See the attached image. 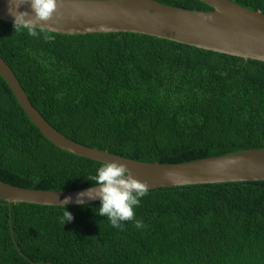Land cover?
I'll return each instance as SVG.
<instances>
[{"label":"trees","instance_id":"trees-1","mask_svg":"<svg viewBox=\"0 0 264 264\" xmlns=\"http://www.w3.org/2000/svg\"><path fill=\"white\" fill-rule=\"evenodd\" d=\"M213 11L200 0H156ZM264 13V0H231ZM14 32L0 55L67 138L144 163L183 164L264 149V62L134 33ZM100 162L66 152L31 121L0 75V180L66 192ZM0 199V264H264V181L148 190L122 229L95 214Z\"/></svg>","mask_w":264,"mask_h":264},{"label":"water","instance_id":"water-1","mask_svg":"<svg viewBox=\"0 0 264 264\" xmlns=\"http://www.w3.org/2000/svg\"><path fill=\"white\" fill-rule=\"evenodd\" d=\"M213 11H193L156 0H58L53 18L38 29L66 35L134 33L174 41L245 60L264 62V13L247 9L231 0H200ZM10 0H0V20L13 23ZM18 11L31 13L29 4ZM0 75L41 133L58 148L97 162L127 165L132 176L148 190L197 185L264 181V149H251L222 157L183 164L144 163L79 144L54 128L34 106L12 67L0 55ZM82 189L47 192L11 186L0 180V199L13 204L28 203L63 207L66 197L77 204ZM86 204L99 199L84 198Z\"/></svg>","mask_w":264,"mask_h":264},{"label":"clouds","instance_id":"clouds-1","mask_svg":"<svg viewBox=\"0 0 264 264\" xmlns=\"http://www.w3.org/2000/svg\"><path fill=\"white\" fill-rule=\"evenodd\" d=\"M29 4L31 13L18 11L20 6ZM58 0H10L9 14L14 17V32H26L29 36L39 35L37 25L53 18L57 12ZM92 187L86 192L79 193L77 204L88 206L85 197L99 199L100 207L95 214L105 217L112 227L122 229L124 222L135 221V227H143V221L136 218L135 209L148 194V187L144 182L134 178L127 165L117 162H102L88 179ZM72 198L66 197L63 222H71L73 215L66 208Z\"/></svg>","mask_w":264,"mask_h":264}]
</instances>
